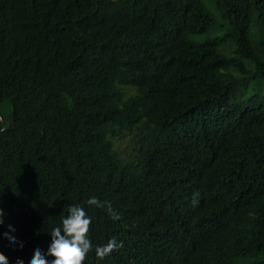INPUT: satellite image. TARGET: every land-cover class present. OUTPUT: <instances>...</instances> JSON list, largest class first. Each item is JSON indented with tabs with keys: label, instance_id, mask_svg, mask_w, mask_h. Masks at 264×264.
<instances>
[{
	"label": "trees",
	"instance_id": "16d2710c",
	"mask_svg": "<svg viewBox=\"0 0 264 264\" xmlns=\"http://www.w3.org/2000/svg\"><path fill=\"white\" fill-rule=\"evenodd\" d=\"M206 2L0 0L8 264L46 253L69 205L94 246L123 243L83 264H264V0Z\"/></svg>",
	"mask_w": 264,
	"mask_h": 264
},
{
	"label": "clouds",
	"instance_id": "9594fccd",
	"mask_svg": "<svg viewBox=\"0 0 264 264\" xmlns=\"http://www.w3.org/2000/svg\"><path fill=\"white\" fill-rule=\"evenodd\" d=\"M87 204L100 208H107L110 217L113 220H119L121 217L114 212L111 205L106 201H100L95 196L87 200ZM4 210L0 208V224L3 223ZM91 226V218L87 215L85 209L79 205H69L67 215L61 218V225L54 227L50 234L51 242L48 245L47 252L43 253L39 248L33 252L29 264H83L87 254L94 250L98 259H104L113 251L123 246L116 237H111L103 245L94 246L88 237ZM9 229L14 231L11 225ZM11 243H16V238L9 233H4ZM22 246V243H21ZM52 257L48 260L46 257ZM0 264H8V258L0 252ZM15 264H23L19 258Z\"/></svg>",
	"mask_w": 264,
	"mask_h": 264
},
{
	"label": "rangeland",
	"instance_id": "374dc122",
	"mask_svg": "<svg viewBox=\"0 0 264 264\" xmlns=\"http://www.w3.org/2000/svg\"><path fill=\"white\" fill-rule=\"evenodd\" d=\"M205 5L209 7V4L206 2V0H203ZM215 21L217 24H220V20L218 17L215 18ZM210 31V30H209ZM221 29L215 30L216 34L221 33ZM205 35L201 36V38L205 37ZM125 94H129L132 92V87H126L125 89ZM252 91V90H251ZM10 102L8 98H5L0 101V119L1 117L3 120L6 122L9 117L10 113ZM117 133L111 138L114 147L117 150V152L120 154L125 159H133L136 157V152H135V129H122V130H117Z\"/></svg>",
	"mask_w": 264,
	"mask_h": 264
}]
</instances>
